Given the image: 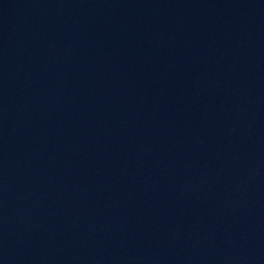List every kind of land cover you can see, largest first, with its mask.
<instances>
[{"label":"water","instance_id":"95a60500","mask_svg":"<svg viewBox=\"0 0 264 264\" xmlns=\"http://www.w3.org/2000/svg\"><path fill=\"white\" fill-rule=\"evenodd\" d=\"M0 264H264V0H0Z\"/></svg>","mask_w":264,"mask_h":264}]
</instances>
